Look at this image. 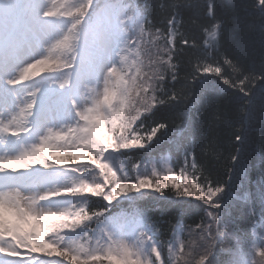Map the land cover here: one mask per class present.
I'll use <instances>...</instances> for the list:
<instances>
[{
  "label": "snow or ice",
  "instance_id": "obj_1",
  "mask_svg": "<svg viewBox=\"0 0 264 264\" xmlns=\"http://www.w3.org/2000/svg\"><path fill=\"white\" fill-rule=\"evenodd\" d=\"M228 7L230 46L217 0H0V264H264V0Z\"/></svg>",
  "mask_w": 264,
  "mask_h": 264
},
{
  "label": "trees",
  "instance_id": "obj_2",
  "mask_svg": "<svg viewBox=\"0 0 264 264\" xmlns=\"http://www.w3.org/2000/svg\"><path fill=\"white\" fill-rule=\"evenodd\" d=\"M149 2H152V0H149ZM250 0H217V3L220 5V8L218 9V15L223 18L227 22V29L229 31H226L225 33V45L230 46L232 44V36L230 35L231 29L233 27L231 23V17H232V9L228 7L229 4L232 3H249ZM185 20V28L188 29V35L191 37L192 35L196 36V39L198 43H202V34L198 28V26H194L190 23L188 15L184 16ZM199 23V22H198ZM195 28V32L192 31V29ZM253 40L258 39L256 35H253L251 37ZM258 50V47H257ZM187 51V50H186ZM190 59H193V54L191 52H187V54L183 57V64L182 67H189L188 61ZM258 62V60H257ZM183 72L181 75L183 76ZM179 87V85H178ZM261 127V123L259 120H257L255 124V131L251 134V139L249 142V145L246 149V159L248 163V169H249V176L251 179V185H250V197L255 202L256 207L259 206V186L261 181V173L264 171L261 167V149L264 147L261 143V135L259 132V128ZM221 155L218 157H210L207 155H201L200 160L201 163L209 169L210 175L213 178H219L221 181H227L228 176L226 173L230 169V160H229V152L231 149H221ZM227 191V188H226ZM141 207L143 208H152L153 211L150 213L154 217H159V212L155 210L156 206L152 201H144L141 202ZM204 218V212L202 209H197L195 212H191L185 215L184 217V224L187 226H191L193 229L195 228V225L200 222V220ZM232 219L234 220L238 230H240L241 233H243L246 230V220L242 216V213L239 208L234 207L232 210ZM174 222V221H173ZM219 259L222 262H226L227 257L224 255H221Z\"/></svg>",
  "mask_w": 264,
  "mask_h": 264
},
{
  "label": "rangeland",
  "instance_id": "obj_3",
  "mask_svg": "<svg viewBox=\"0 0 264 264\" xmlns=\"http://www.w3.org/2000/svg\"><path fill=\"white\" fill-rule=\"evenodd\" d=\"M242 192V191H241ZM248 228V227H247ZM247 228H246V230H247Z\"/></svg>",
  "mask_w": 264,
  "mask_h": 264
}]
</instances>
